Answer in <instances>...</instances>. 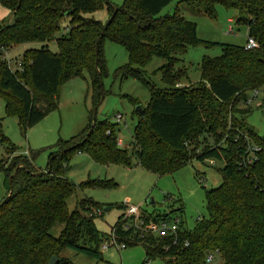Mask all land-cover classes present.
<instances>
[{
  "label": "trees",
  "instance_id": "obj_1",
  "mask_svg": "<svg viewBox=\"0 0 264 264\" xmlns=\"http://www.w3.org/2000/svg\"><path fill=\"white\" fill-rule=\"evenodd\" d=\"M173 0H124L115 6L107 0H0L11 11L13 25H0V96L6 116H16L22 133L58 108L57 92L63 81L87 73L91 110L87 126L68 140L49 147V161L41 169L35 153H18L2 131L0 144L7 156L0 158V171L8 178L7 195L0 202V264H46L56 255L55 264H73L60 256L70 248L77 254L102 260L100 248L114 233L125 246L140 245L145 260L159 258L163 264H206L205 256L215 251L222 264H264V137L245 121L252 107L245 105L253 89H264V0H181L191 14L216 18V5L236 10L235 25L246 28L247 37L257 47L200 39L196 23L179 7L169 14L161 10ZM108 20L90 17L103 7ZM67 20L64 31L62 22ZM9 22V23H10ZM232 31V30H231ZM54 40L57 51L47 47ZM125 46L128 63L116 76L141 81L149 92L137 115L129 151L117 143L118 123L96 118L105 97L100 80L106 71L103 42ZM38 42L19 57L20 69L11 70L1 57L21 43ZM220 46L216 57L202 56L200 79L179 85L187 66L177 57L190 46ZM166 62L157 68L166 87H157L143 73L153 57ZM133 105L138 101L127 95ZM255 145L252 155L248 145ZM86 153L96 163L119 164L131 168L134 156L141 168L156 175L172 174L193 160L222 161L217 169L220 185L205 191L208 216L197 220L188 231L175 236H143L117 216L110 234L99 231L95 218L112 206L83 198L78 207L68 209L66 200L75 183L65 170L75 153ZM195 177H198L197 171ZM112 180H86L79 187L115 188ZM181 211V208H178ZM145 220L170 218L168 213L142 212ZM62 223L58 236L49 231ZM188 244L184 246V243Z\"/></svg>",
  "mask_w": 264,
  "mask_h": 264
},
{
  "label": "rangeland",
  "instance_id": "obj_2",
  "mask_svg": "<svg viewBox=\"0 0 264 264\" xmlns=\"http://www.w3.org/2000/svg\"><path fill=\"white\" fill-rule=\"evenodd\" d=\"M115 6L123 4L124 0H107ZM181 0H173L164 7L160 14L172 13L175 7L196 23L197 36L205 40L226 44L246 45L247 33L243 25H235L234 21L239 13L228 10L221 4L216 5V18H209L203 14H191ZM101 22L108 20V10L103 7L100 10L88 14ZM12 19V13L0 5V25L8 24ZM231 19V21H229ZM67 20L62 22L61 32L64 31ZM232 30V31H231ZM38 42L21 43L11 47L9 50L10 68H17V61L22 53L31 47H39ZM47 47L53 52L57 51L54 40L47 42ZM103 58L106 62V71L102 78V87L105 97L97 107L96 118L115 121V115L119 114L121 119L117 122L118 130L116 139L122 141V147L129 151L133 147L132 134L137 121V115L133 113L134 107H144L149 100V92L142 84L132 77L116 76V70L128 63V52L125 46L110 40L103 42ZM221 53L220 46L206 47L204 45L190 46L186 53L177 55L182 63L187 66V75L180 79L184 85L198 82L200 79L198 63L202 56L216 57ZM166 61L160 57H153L143 67L145 77H148L157 87H166L161 79L157 68ZM87 73L83 77L78 76L63 81L57 92L58 108L48 113L26 133H22L16 116H6L5 103L0 96V117L2 118V131L5 136L17 147L18 153L29 151L35 153V164L43 169L49 161V147L58 140L64 141L77 135L88 123L89 111L91 110V98L88 93ZM127 95L135 98L138 103L133 105ZM264 101V89L253 100L252 109L245 121L252 126L256 132L264 137V111L258 104ZM246 105V104H245ZM117 140V142H118ZM7 156L6 147L0 144V158ZM131 168L119 164L95 163L86 153H75L69 161V167L65 170L66 177L75 183L74 192L68 196L66 203L70 211L76 209L81 199L90 198L94 202L112 206L109 210L99 211L95 218L96 228L110 234V230L123 211L116 204L124 203L139 206L142 213L170 215L169 222L179 218V228L192 230L200 218L208 216L206 209L205 191L220 185L221 175L217 171L222 166V161L209 160L193 162L172 174L156 175L137 165L136 159L132 157ZM197 171L198 177H195ZM114 180L115 188L106 189L101 187H79L86 180ZM8 178L0 171V202L8 193ZM153 200L149 203L147 200ZM181 208V211L178 208ZM62 223H55L49 233L58 236L62 230ZM102 251V260L95 259L67 248L61 251L60 256L69 258L73 264H163L159 258L145 260V249L140 245H129L122 250L113 246ZM212 259L206 264H222L220 255L215 252Z\"/></svg>",
  "mask_w": 264,
  "mask_h": 264
},
{
  "label": "built area",
  "instance_id": "obj_3",
  "mask_svg": "<svg viewBox=\"0 0 264 264\" xmlns=\"http://www.w3.org/2000/svg\"><path fill=\"white\" fill-rule=\"evenodd\" d=\"M246 49L248 48H255L257 47V43L255 42V40L251 37H247L246 40V45H245ZM1 57L4 61L7 62V64L10 67V56H9V52L5 49H1ZM20 62L17 61V68L16 69H20ZM12 70V69H11ZM261 90H257V89H253L250 94L249 97L247 98V100L245 101L246 105H249L253 102V100L258 96L259 92ZM258 107H261L264 111V101H262L261 103L258 104ZM121 119V116L119 114L115 115L114 120L116 122H118ZM118 140V139H117ZM118 145H122V141L118 140ZM252 149H256L255 145H248L247 146V150L250 152V154L252 153ZM25 154H27V152H24ZM252 155V154H251ZM211 164H214V160H209ZM124 219L130 221V223L125 224L124 227L127 229L129 226L134 227L138 232L141 233V235L143 236L144 233H149L152 234L154 236L157 237H165V236H175V233H177V230L179 229V218H176L174 221H170L169 222V218H159L158 220H145L144 217H142L141 212L139 211V206H135V205H131V204H127L125 209H124ZM188 243L185 242L184 246H186ZM115 245L116 248H118V250H122L124 249L125 243L123 242H117L115 240V236L114 233L112 234L109 242L104 241L100 248H102L103 250L108 249L109 246H113ZM212 259V254L208 253L205 256V261L206 263L209 262Z\"/></svg>",
  "mask_w": 264,
  "mask_h": 264
},
{
  "label": "water",
  "instance_id": "obj_4",
  "mask_svg": "<svg viewBox=\"0 0 264 264\" xmlns=\"http://www.w3.org/2000/svg\"><path fill=\"white\" fill-rule=\"evenodd\" d=\"M108 21H109V20H108ZM13 24H14V23H13V21H12V22L8 23L7 26H11V25H13ZM100 86H101V89H103V87H102V79L100 80ZM134 108H135L134 110L137 112V114H138V116H139L140 118L144 116L143 108H142L140 105H136ZM147 201H148L149 203H152V202H153V200H151V199H148ZM104 210H106V207H104ZM58 259H59V258H58L56 255H52V257L47 261L46 264H55V262H57Z\"/></svg>",
  "mask_w": 264,
  "mask_h": 264
},
{
  "label": "crops",
  "instance_id": "obj_5",
  "mask_svg": "<svg viewBox=\"0 0 264 264\" xmlns=\"http://www.w3.org/2000/svg\"><path fill=\"white\" fill-rule=\"evenodd\" d=\"M229 21H231V19H229ZM179 85H181V86H186V85H184V84L181 83V82L179 83ZM28 150H29V147H28V149H26L25 151L28 152Z\"/></svg>",
  "mask_w": 264,
  "mask_h": 264
}]
</instances>
